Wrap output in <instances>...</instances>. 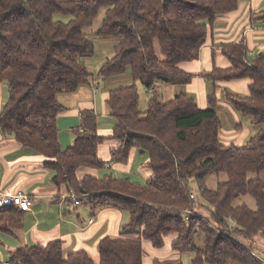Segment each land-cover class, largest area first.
I'll list each match as a JSON object with an SVG mask.
<instances>
[{"label":"trees","instance_id":"trees-1","mask_svg":"<svg viewBox=\"0 0 264 264\" xmlns=\"http://www.w3.org/2000/svg\"><path fill=\"white\" fill-rule=\"evenodd\" d=\"M239 0H0V81L8 99L0 111V132L22 147L45 156L44 166L55 173V185L87 197L93 204L126 210L129 221L119 237H103L98 262L84 250L63 255L62 241L16 248L0 264H144L142 240L155 249L165 237L176 235L172 248L192 251L194 264H264V256L236 240L264 238V55H246L243 41L223 51L230 67H213L206 79H249L248 93L225 92L224 98L240 114L259 126L246 146L219 140L220 118L214 91L209 106L181 93L158 98L156 83H187L179 64L199 57L216 18L237 8ZM101 6H108L97 36L118 42L98 76L106 79L130 68L133 78L152 89L146 111L138 110L135 85L110 90L106 104L116 123L111 134H98L97 116L81 112L72 146L61 148L56 119L65 107L57 95L89 82L84 58L94 43L84 28ZM56 15L69 17L64 22ZM82 129V131H80ZM118 144L110 153L126 161L133 148L147 154L151 171L144 184L111 174L77 177L78 168L101 169L98 146L106 139ZM224 173L214 188L209 174ZM249 173H256L248 178ZM195 179V189L190 180ZM195 196V201L190 195ZM253 198L255 208L240 196ZM207 207L208 209H206ZM205 208L207 218L200 210ZM187 209L193 213H186ZM204 216V217H203ZM24 211L14 204L0 206V232L21 228ZM233 221L234 223H232ZM136 235V236H135ZM201 240L196 245L195 240ZM166 264H181L166 263Z\"/></svg>","mask_w":264,"mask_h":264},{"label":"crops","instance_id":"crops-1","mask_svg":"<svg viewBox=\"0 0 264 264\" xmlns=\"http://www.w3.org/2000/svg\"><path fill=\"white\" fill-rule=\"evenodd\" d=\"M261 11H264V0H239L236 9L216 18L210 30L208 40L200 50L199 57L195 60L179 64V68L185 74L192 75L190 81L187 83H179L180 85H185L187 87L186 90L175 93L176 89L174 86L171 88L172 84L159 82H157L156 88L166 90L168 85L170 87V94L175 95L181 93L189 95L188 90H194V93L201 98V108H205L204 102L209 83L204 81L206 78L203 77V74L210 71L213 67L227 68L231 66L230 58L223 51L226 44L242 40L246 52L253 50L255 54L264 55V22L256 18V15ZM217 48L222 51L221 54L217 52ZM230 80H217L213 82V85L215 86L217 83H230ZM232 81H234V85L239 87L240 90L242 88L248 91L250 82L248 78L242 77ZM94 84L96 82L92 80L80 85L72 92H63L57 95L58 101L65 107V110L58 114L56 119L58 141L63 149L73 145L72 143H74L79 129L81 112L85 110L96 114L98 134L104 136L111 134L112 127L116 121L115 123H111L108 120V124L110 125L105 127V129L100 128V124L98 123L99 114L97 113V96L93 97L96 90V85ZM179 84L176 83L175 85ZM108 92V90L100 92L102 103L101 115L104 116H111L104 106ZM225 92L232 91L225 90ZM8 95L6 82L0 81V111L7 101ZM234 113L235 117L238 116L236 111ZM237 134L239 132H235L234 135L236 136ZM222 136L225 139L228 138L226 133ZM222 142L226 144L233 143L232 141ZM117 144L118 141L111 138L101 143L97 149V156L103 161V167L101 169L78 168L76 171L77 177L81 179L86 174L96 177L111 174L115 178H127L131 181L144 184L151 175V171L145 166L148 160L147 154L140 150L141 154L146 155L141 156L142 161L144 160L142 164V168L145 170L144 175L146 173L147 176L146 181L143 183L139 181V176L137 177L138 180L130 179L127 175L123 176L127 174L126 170L129 167V163H133L134 157L138 153L137 148L131 149L128 159L122 164L112 158L110 153ZM44 161L45 156L42 154L30 148L22 147L12 136H3L0 132V195L3 193L14 194L21 192L33 200L30 209L24 211L21 228H14L8 232H0V260L4 262L9 261L11 253L18 247L25 245L43 246L50 240L59 239L62 241L63 255L84 250L95 262H98L99 241L106 236L119 237L124 225L129 221L128 212L125 210L127 213L124 214L122 212L123 209L107 205H95L83 195H78L79 202L74 204L70 191H67L64 185L57 186L54 184L52 179L55 172L45 167ZM103 168H111L112 171L98 176L99 170ZM118 172L121 173L120 177L117 176ZM83 198L88 199L87 207L83 206ZM175 240L176 235L174 234L165 237V245L160 249H155L149 241L142 240V245L145 242L149 247V250L144 255L142 247L143 263L145 264V260L153 261L157 259L156 256L153 257V253L157 256L161 255L159 257L160 260L167 258L171 260L175 258L179 259L180 252L172 248ZM260 242L264 245V240H260ZM176 262L179 261L170 263Z\"/></svg>","mask_w":264,"mask_h":264},{"label":"rangeland","instance_id":"rangeland-1","mask_svg":"<svg viewBox=\"0 0 264 264\" xmlns=\"http://www.w3.org/2000/svg\"><path fill=\"white\" fill-rule=\"evenodd\" d=\"M107 8H108V6H101L98 9V11L94 17L92 24L90 26L84 28V32L90 38H92L93 43H94V53L89 57H85L84 63H85L87 71L90 73L89 81L95 80V82H96V84H94V85H96V90L94 92L95 94H93V97L97 96V104H98V112L97 113L99 114L98 123L100 124V128H102V129H105V127L110 125V124H108V120H110L111 123H115V119L112 118L111 116L101 115L102 103H101V99H100V92L102 90L110 91V90L117 89V88L124 87V86L135 85L137 88L138 94H139L138 110L142 114L146 111L147 106H148V100L151 96V94L143 86V84L139 80L133 78V75H132L130 68H127L122 73L112 75L106 79H102L101 77L98 76V71H99L101 65L103 64L102 62L103 61L105 62L106 61L105 59L112 56L113 51H114V46H115L116 42L118 41V39L114 38V37H100V36L96 35V32L98 31V29L100 28V26L102 24L103 17L105 15V11L107 10ZM259 16H260V18H259ZM56 18L59 20H62L64 22L68 21V19H69V17L61 16V15H56ZM256 18L260 19V20H262V22H264V11H261L258 15H256ZM217 52L219 54L222 53V51L218 48H217ZM231 63H232V61H231ZM235 79H240V78H232L230 80V83H225V84L217 83V85H215V86L213 85L212 80L205 79L204 81L208 82L209 85L207 86L208 90H207V94L205 96V102H204L205 104L204 105L206 107L209 106V103L207 101V97H208L207 95H209L212 91H214L215 95L217 97L215 109L217 111V114L220 116V120H221V125L219 128V133H220L219 140L221 142L222 141H232L234 143V145H236V146H246L249 138L257 133L259 126L252 123V118L250 115L240 114L230 103H228L225 100V98H224L225 90L236 92V93H239L240 95H245L248 92L242 88L240 90L239 87H236L234 85V81H232ZM224 82H229V81H224ZM97 83H98V85H97ZM172 86H174L176 89L175 93H179V91L186 90V88H187V87H185V85H180V84L179 85L172 84L171 88H172ZM156 91L158 94V98L161 101L169 100L171 97H173L175 95V94H170V87L168 85L166 87V90H161L160 88H158V89L156 88ZM188 91L190 93L189 95L191 97H193L195 102L198 104V106L201 107V105H202L201 104V98H199V96L194 93V90H188ZM104 106H105V110L108 112L109 108H108L107 104L104 103ZM235 111L237 112V115H238L236 117L234 115ZM235 132H239V134H237L235 136L234 135ZM224 133H226V136L228 135V138L225 139L224 136H222V135H224ZM247 138H248V140H246ZM137 152L138 153H136L133 163H129V167L126 170L127 174H124L123 176L127 175V177L129 176L130 179H137V177L139 176L140 177L139 181L144 183L147 179L146 178L147 176H146V173L144 175L145 170L142 168V164H143L144 160L142 161L141 156L142 155L146 156V155L141 154V151L139 148H137ZM118 162H120L122 164L124 163V161H118ZM130 164H131V167H130ZM112 169H114V167H112ZM112 169L111 168H103L102 170H99L98 176H102L103 174L109 173L110 171H112ZM117 176L120 177L121 173L118 172ZM255 176H256V173H249L248 174V178H253ZM259 177L264 181V169L260 172ZM222 179H226V175L224 173L209 174L206 177L205 185L208 188H214L217 180H222ZM190 186L192 187L193 191L196 192L195 179L192 178L190 180ZM240 201H244L249 207L255 208V202H254L253 198H251L248 195L240 196L239 198H237L236 204L241 203ZM87 203H88V199L83 198V206L87 207ZM205 208L208 209L207 207H205ZM205 208L201 209L200 212L201 213L203 212L202 215H204L207 218L208 213L206 211H204V210H206ZM122 212L124 214L127 213L125 210H122ZM236 240L239 241L240 243H242L243 245L247 246V247H250V245H251L256 253H258L260 256H264V245L260 242V240H264V238L262 236L256 235L252 239H244L241 237H237ZM195 244L201 245V240L196 239ZM142 247H143V255H144L149 250V247L145 244V242H143ZM155 256L157 259H154L153 261L152 260H145L146 261L145 264H166V263H170L173 261H179V262H181V264H194L192 262V260L194 258V254L192 251H189V250L180 252L179 259L175 258L174 260H171L169 258L160 260L159 257L161 255L157 256V255H154V253H153V257H155ZM204 264H207V263H204Z\"/></svg>","mask_w":264,"mask_h":264},{"label":"built area","instance_id":"built-area-1","mask_svg":"<svg viewBox=\"0 0 264 264\" xmlns=\"http://www.w3.org/2000/svg\"><path fill=\"white\" fill-rule=\"evenodd\" d=\"M246 55L253 56L255 55V52L251 50L249 52H246ZM148 92L151 94L152 89H149ZM70 196L72 197L74 204H77L79 202L78 195H76L74 192L70 191ZM190 198L195 201V196L193 194L190 195ZM32 203L33 200L28 195L21 192H17L14 194L3 193L0 195V206L14 204L18 207L19 210L28 211ZM185 212L193 213V210L187 209ZM231 222L234 223L233 221Z\"/></svg>","mask_w":264,"mask_h":264}]
</instances>
